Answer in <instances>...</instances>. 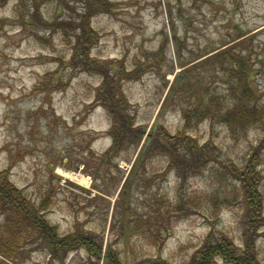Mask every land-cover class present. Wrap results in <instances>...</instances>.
<instances>
[{"label": "rangeland", "instance_id": "rangeland-1", "mask_svg": "<svg viewBox=\"0 0 264 264\" xmlns=\"http://www.w3.org/2000/svg\"><path fill=\"white\" fill-rule=\"evenodd\" d=\"M33 1L0 0V171L32 203L46 198V217L61 235L95 236L103 253L95 257L81 248L58 255L32 234L5 264H111L110 256L122 264L158 259L191 264L212 233L226 235L242 253L244 205L231 196L233 189L240 191L237 178L228 177L222 164L218 172L224 176H217L213 162L188 170L183 193L200 200L185 213L167 215L165 201L176 205L183 180L169 169L168 151L174 150L163 146L166 137L177 140L180 132L200 148L215 144L237 165L255 146L264 203V124L249 122L232 132L220 118L193 120L190 126L184 118L208 95L223 111L235 106L237 96L224 78L229 71L222 58L212 59L235 48L247 60L256 93L250 102L264 119V0H109L110 11L86 22L98 33L92 48L83 50L89 68L113 62L125 70L118 90L133 119L126 131L135 137L128 144L123 136L126 145L119 153L112 150L111 112L96 97L102 75L69 66L75 38L66 28L28 23L36 11L30 10ZM39 1L38 12L47 21L75 19L85 5ZM87 28L83 34L90 36ZM233 82L239 90L246 86L238 76ZM153 141L161 149H152ZM158 203L162 209L154 215ZM6 220L1 211L0 225ZM258 236L264 264V227ZM4 239L24 241L8 233ZM215 264L226 263L217 257Z\"/></svg>", "mask_w": 264, "mask_h": 264}, {"label": "trees", "instance_id": "trees-1", "mask_svg": "<svg viewBox=\"0 0 264 264\" xmlns=\"http://www.w3.org/2000/svg\"><path fill=\"white\" fill-rule=\"evenodd\" d=\"M39 2V0L33 1L34 4L30 6V10L31 8H35L36 11L29 13L28 23L47 26L52 31L62 28L64 31L66 28L64 32L68 36L73 35L72 38H75V41L71 43V55L73 57L70 60L69 66L73 69H87L102 75L103 84L97 90L98 95L96 97L100 102L102 101L103 103L104 101V106L107 107L108 105V110L111 112L113 125L110 133L114 138L112 150L116 151L115 153H119L125 147L126 142L128 144L133 143L135 137H132L126 131L127 121H129L127 124H133V119L129 113H125L130 109V105H127L128 102L125 104L121 101V98L124 99V97L121 91H119L120 89L118 90L119 78L125 70H119V67L113 62H110L111 65L106 66L94 64L92 68H89L91 66L90 56L88 57L83 51L86 50L87 45L92 48L94 40L98 38L96 36L98 33L91 27L87 28V23L97 13L110 11L112 4L109 0H84L85 5L79 17L75 19L70 18V20H60L57 18L47 21L43 20L41 14L38 12L37 4ZM86 28L90 30V36L83 34ZM78 33H80V36H78ZM215 51H208L207 55ZM220 58H222L220 63L229 71V74L225 75L226 77L224 78L227 80L231 92L234 93L233 95L237 96V103L232 108L223 111L220 105H218L219 103L213 98L215 96L208 95L211 97L207 101L204 100L196 106L190 107V110L184 113L187 126H190L193 120L209 119L212 121L220 118L222 122L227 123L232 132H238L240 127L244 128L249 122L264 124V119H260V108L256 107L255 103L251 104L250 102L252 101V97L256 96V93L254 87L249 85L248 76L250 75V71L247 68V60H245V57L241 53H237L235 48L223 49L216 53L212 59L216 60ZM112 69L116 72L115 75L112 74ZM236 76L246 84L241 90L238 88L239 85L234 86L233 80ZM180 134L179 132L177 140H169L166 137V143L163 146L165 149L172 148L174 150V152L171 151L172 153L168 151L172 156V167L170 166L169 169L177 170L180 175L179 177L183 180V183L180 184V198L176 205L172 206L168 201H165L167 205L166 214L169 215L171 212L185 213L189 208L197 205L200 200L199 198H193L189 194L183 193L186 173L188 170L196 171L200 168L203 169L212 162L217 166H214L217 170V176H224L220 171L218 172L219 164H222L223 167L221 169L228 174V177L237 178L240 183V191L233 189L231 196L236 200L242 199L241 202L244 205L245 212V249L242 253L238 252L233 241L226 235L216 237L212 233L205 240L203 247L193 256L191 264H215L217 257H221L226 264H261L258 258L259 253L256 249V241L260 231L264 227V203L262 202V195L259 192L262 177L257 169L259 162L257 160V149L255 146H252L253 152H249L241 165H237L234 163L235 159L229 153L220 149L215 144L209 142L200 148L197 143L194 144L189 141V137ZM123 136H127L131 140L125 138L126 142L124 143L122 142ZM153 143L155 145H151L152 149H161V144L157 141H153ZM217 200L218 198L216 197L212 198V201L217 202ZM0 202V212L2 211L7 214L6 223L4 226L0 225V264H5L4 259L11 260L13 258L12 253L21 248V245L27 239H30L32 234H37V237L34 239H41L43 241L42 244L46 248L58 255L81 248L87 249L95 257L102 255L103 247L96 240L95 236L91 237L89 234L84 233V235L80 233H73L67 236L61 235L57 227L52 225L46 217L47 211H49L46 198L40 204L32 203L14 186L4 171H0ZM160 203L154 208V215H158L161 212L163 204L159 207ZM16 227L20 229L19 232L15 229ZM6 233L13 236L14 240L19 235L24 241H7L4 239ZM109 259H111V264H122L116 256H110ZM143 264L167 263L158 259L155 261L149 260Z\"/></svg>", "mask_w": 264, "mask_h": 264}]
</instances>
